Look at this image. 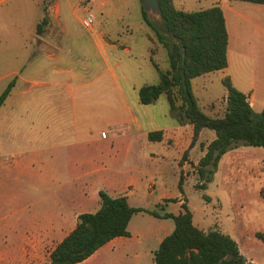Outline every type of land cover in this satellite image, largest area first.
Returning a JSON list of instances; mask_svg holds the SVG:
<instances>
[{"label":"rangeland","instance_id":"obj_1","mask_svg":"<svg viewBox=\"0 0 264 264\" xmlns=\"http://www.w3.org/2000/svg\"><path fill=\"white\" fill-rule=\"evenodd\" d=\"M87 1L83 0L82 5L88 7L86 12L90 11L95 16L90 28L81 25L86 12L75 4V0L70 5L64 0H41V9L47 8L48 23L38 34L40 43L37 44L30 38L34 22L29 19L31 16L37 17L31 0H0V93L10 80L15 79L8 99L0 106V223L11 219L15 210L26 214L29 209L38 216L57 214L62 206L64 211L69 212L68 209L73 206V190L80 185V182L71 179L70 157L73 153V158L86 156L96 164H106L107 169L111 167L119 172L117 174L121 178L135 176L138 179L136 197L131 198L130 203L148 211L134 213L127 229L133 236V243L137 244L136 235L140 237L139 251L157 248L159 238L173 230V220L164 215L183 211L178 204L180 199L192 212V222L196 227L205 232L218 229L229 234L243 255L247 254L257 264H263L264 240L256 233L264 234V147L238 143L224 153L205 182V179L199 178L197 164L203 156L201 149L214 135V131L206 128L199 132L193 143L190 124L180 125L183 128L175 131L170 139L158 142L155 160L149 163L146 159L125 152V131L118 129L115 136L110 132V128L118 127L117 124L113 127L106 123L99 124L92 131V141L88 146L74 144L65 87L44 83L48 78L40 76L43 70L37 69L41 64L46 73L53 68L55 60L46 56V52H51V46L59 47L58 51L63 50L77 69H84L85 75L91 76V72L102 69L104 61L101 57H96L97 64L94 65L93 62L89 64L83 56V48L90 43L89 31L101 17L96 3ZM222 1L227 0H173V4L176 8L194 11L220 6L219 2ZM57 3L60 4L58 17L65 28L64 32L55 22V13L49 12L50 8L54 11ZM140 6L139 0H129L124 8L126 19L123 20H111L106 13L102 15L116 28L114 37L126 42L131 51L124 53L117 48L108 56L110 62L122 60L116 69L117 80L131 102L135 86L156 83L159 79L158 72L146 57L150 44L147 33L154 40L151 48L154 49L156 63L161 69L168 66L163 45L142 20L141 24L137 22ZM127 26L132 30L127 31ZM41 36L49 47L43 48ZM11 64L13 74L6 66L10 67ZM32 72H35L34 77L28 79ZM220 74L212 72L192 81L193 94L201 109L213 116L222 115L224 109L222 96L226 88L219 79ZM94 93L101 97L95 102L98 113L112 110L111 106L119 104L106 97L107 93L115 96L111 85L107 90L100 86ZM156 108L159 111V103ZM150 109L151 105H143V110L136 112L142 118ZM166 117L171 119L167 104ZM101 132H104V136H101ZM133 140L140 141L145 149L153 143L145 136L136 135ZM20 159L27 162L14 165V161ZM200 183L206 184L204 189L196 188V184ZM151 212H156L158 216ZM118 253L117 248L106 255L102 250L84 264H112L113 261L116 264Z\"/></svg>","mask_w":264,"mask_h":264},{"label":"crops","instance_id":"obj_2","mask_svg":"<svg viewBox=\"0 0 264 264\" xmlns=\"http://www.w3.org/2000/svg\"><path fill=\"white\" fill-rule=\"evenodd\" d=\"M64 1L67 5L73 2V0ZM82 1L75 0V4L86 12L88 7L83 6ZM128 1L98 0L97 2L96 0H91V2L96 3L95 6L101 17L97 19L94 27L89 31L90 43L86 48H83V56L89 64L93 62L94 65L97 64L96 57H101L104 61L101 70L91 72V76L85 75L84 69H77L72 59L64 54L63 50L58 51L59 47H49V43H46L45 38L41 36L40 40L43 42V48L48 46L51 51L46 52V56L48 59L55 60V63L53 68L49 69L47 73L42 68V64L39 65L37 71L43 70L40 76L48 78L44 83L60 86L61 88L65 87V95L68 97L69 113L73 126L72 137L74 144L81 147L88 146L92 141V131L99 124L106 123L110 127L117 124L118 127L110 128V132L115 136V132L118 129L125 131L123 135L126 140L125 152L128 154L132 153L134 157L146 159L147 163H149L155 160L154 154L157 151L158 142L166 138L170 139V136L175 131L183 128V126L178 125L171 116V119H167L166 104L168 106V103L165 96L161 97L160 95L151 104H142L138 99V88L141 85L135 86L133 90V102L121 90L117 80L116 69L120 67L122 60L110 62L108 56L116 52L117 48H120L124 53H130L131 51L125 44L126 42L119 41L114 37L113 33L116 28L111 26L110 22L105 21L102 15L106 13L111 20L126 19L124 8ZM40 2L41 0H31V5L34 6L37 15L36 18L31 16L29 19L34 22V26L31 27L30 31V38L34 39V41L37 40L38 36L36 25L44 16ZM219 4L223 10L228 33L227 66L213 72H221L219 75L220 80L228 76L232 85L247 96L252 108L261 110L264 108V4L243 0H227L226 2H219ZM59 10L60 4L57 3L54 11L50 8L49 12L50 14L55 13V22L64 32L65 28L58 17ZM141 20L140 6L137 22L141 24ZM127 29V31H131L132 27L127 26ZM146 35L150 43L147 47L146 57L150 61V49L154 40L152 35L148 33ZM123 61L125 62L124 65L127 66V61L125 59ZM6 66L10 68V74H13L12 64L10 67ZM34 75L35 72L30 73L28 79L33 78ZM109 84L112 86L115 96H110L107 93L106 97L110 100L118 101L119 104L118 106H111L112 110L108 109L104 113L102 111L98 113L95 109V102L101 97L97 96L94 90L100 86L107 90L110 88ZM8 97L9 95L6 99ZM225 97L226 92L222 96L223 105ZM157 103H159V111L156 108ZM143 105H151L152 109L148 110L141 118L136 110H143ZM153 131H161L162 134L159 140H150L148 138V133ZM103 134L104 132H101V136H104ZM136 135L145 136L150 142H153L150 145L151 147L149 146L145 149L140 144V141H134L133 138L135 139ZM201 152V155H203L205 146L201 149ZM26 162L20 159L14 161V165L20 166ZM70 162L73 172L71 179L80 182V185L73 190V206L68 209L69 212L64 211L62 206L58 208L57 214L44 213L38 216L29 209L26 210V214H21L20 211L15 210L11 219L0 223V264H44L47 262L48 255L56 243L62 240L75 226L77 215L82 212H93L99 208L98 191L101 189L110 196H127L129 205L134 206L130 203V199L136 197L138 190V179L135 176L121 178L117 174L119 172L111 167L107 169L106 164H96L86 156L73 158V153L70 157ZM182 202V200H178V204L181 205ZM135 207L142 206L135 205ZM63 231L65 232L63 233ZM163 237L159 238V243ZM132 238L133 236L130 232L127 236L114 237L99 247L88 258L76 264L86 263L96 256L99 251L103 250V254L106 255L105 253L113 252L116 248L119 251L116 264H153V251L156 248L144 252L139 251L140 237L137 235L135 237L136 239L138 238L136 240L137 244L131 241ZM245 255L244 257L248 262L257 264L250 256ZM112 264H114V261Z\"/></svg>","mask_w":264,"mask_h":264},{"label":"trees","instance_id":"obj_3","mask_svg":"<svg viewBox=\"0 0 264 264\" xmlns=\"http://www.w3.org/2000/svg\"><path fill=\"white\" fill-rule=\"evenodd\" d=\"M264 4V0H243ZM159 20L150 18L141 7L142 21L166 50L168 66L161 69L152 57L158 72L156 83H145L138 88L142 104H151L160 95L168 103L169 115L179 124H190L193 143L203 129L214 131V138L205 145V152L197 164L199 178L209 180L221 156L238 143L264 147V108L255 111L247 96L235 88L228 76L222 78L226 88L223 113H205L197 102L192 80L203 74L227 66L228 33L221 6L214 5L194 11L176 8L173 0H159ZM36 25L40 34L48 23L46 13ZM15 79L10 80L0 93V106L10 94ZM161 131L148 133L150 140H159ZM206 184H196L204 189ZM99 208L77 215V222L48 255L44 264H76L93 254L99 247L117 236L129 234L127 226L142 207L131 206L127 196H110L98 191ZM183 211L167 213L173 220V230L164 236L153 251V264H254L248 262L229 234L218 229L203 231L192 222V212L185 202ZM157 215L156 212H151ZM256 236L264 240L263 233Z\"/></svg>","mask_w":264,"mask_h":264},{"label":"water","instance_id":"obj_4","mask_svg":"<svg viewBox=\"0 0 264 264\" xmlns=\"http://www.w3.org/2000/svg\"><path fill=\"white\" fill-rule=\"evenodd\" d=\"M52 2L53 0H49ZM142 9L148 14L150 18L159 19L160 18V5L159 0H139ZM39 44V40H36Z\"/></svg>","mask_w":264,"mask_h":264},{"label":"built area","instance_id":"obj_5","mask_svg":"<svg viewBox=\"0 0 264 264\" xmlns=\"http://www.w3.org/2000/svg\"><path fill=\"white\" fill-rule=\"evenodd\" d=\"M94 19H95L94 14L90 11H87L86 14L81 19V25L85 28H90L93 25Z\"/></svg>","mask_w":264,"mask_h":264}]
</instances>
